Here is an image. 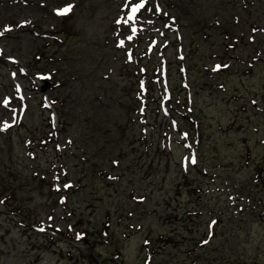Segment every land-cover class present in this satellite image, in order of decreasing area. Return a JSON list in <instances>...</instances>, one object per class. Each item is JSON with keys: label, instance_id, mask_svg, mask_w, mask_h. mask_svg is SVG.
Wrapping results in <instances>:
<instances>
[{"label": "rangeland", "instance_id": "rangeland-1", "mask_svg": "<svg viewBox=\"0 0 264 264\" xmlns=\"http://www.w3.org/2000/svg\"><path fill=\"white\" fill-rule=\"evenodd\" d=\"M139 3L0 0V264H264V0Z\"/></svg>", "mask_w": 264, "mask_h": 264}, {"label": "snow or ice", "instance_id": "snow-or-ice-1", "mask_svg": "<svg viewBox=\"0 0 264 264\" xmlns=\"http://www.w3.org/2000/svg\"><path fill=\"white\" fill-rule=\"evenodd\" d=\"M143 6H144V0H141V3L134 5L132 7L131 14L128 17V20L133 19L134 14L137 11H139V9L142 8ZM72 7H73V5L68 4L64 8H62V9H56L55 11H56V14L57 15H66V14H68L71 11ZM125 22H127V21H125ZM118 23H119V21H118ZM5 30L7 31V30H10V29L9 28H6ZM135 31H136V29L133 28V33H135ZM2 34L3 33L0 32V35H2ZM219 67H220V65H217V68H219ZM65 187H68V185H65Z\"/></svg>", "mask_w": 264, "mask_h": 264}, {"label": "bare ground", "instance_id": "bare-ground-1", "mask_svg": "<svg viewBox=\"0 0 264 264\" xmlns=\"http://www.w3.org/2000/svg\"><path fill=\"white\" fill-rule=\"evenodd\" d=\"M130 14H131V13H130ZM135 14H137V13H135ZM135 14H134V15H135ZM128 17H129V15L127 16V19H128ZM133 17H134V16H133ZM130 29H131V31L133 30L132 27H131ZM1 50H2V47L0 46V51H1Z\"/></svg>", "mask_w": 264, "mask_h": 264}]
</instances>
